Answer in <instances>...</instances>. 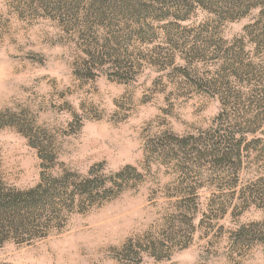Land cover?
<instances>
[{
  "label": "rangeland",
  "instance_id": "374dc122",
  "mask_svg": "<svg viewBox=\"0 0 264 264\" xmlns=\"http://www.w3.org/2000/svg\"><path fill=\"white\" fill-rule=\"evenodd\" d=\"M0 197V264H264V0H0Z\"/></svg>",
  "mask_w": 264,
  "mask_h": 264
},
{
  "label": "trees",
  "instance_id": "16d2710c",
  "mask_svg": "<svg viewBox=\"0 0 264 264\" xmlns=\"http://www.w3.org/2000/svg\"><path fill=\"white\" fill-rule=\"evenodd\" d=\"M4 203H5V199L0 197V210L3 209L4 206L6 207V205Z\"/></svg>",
  "mask_w": 264,
  "mask_h": 264
}]
</instances>
